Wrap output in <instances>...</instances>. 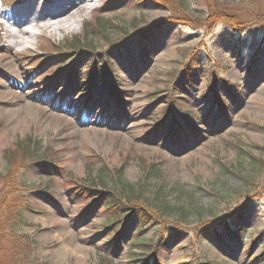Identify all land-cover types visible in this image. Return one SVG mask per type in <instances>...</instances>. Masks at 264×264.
<instances>
[{
    "label": "rangeland",
    "instance_id": "374dc122",
    "mask_svg": "<svg viewBox=\"0 0 264 264\" xmlns=\"http://www.w3.org/2000/svg\"><path fill=\"white\" fill-rule=\"evenodd\" d=\"M92 1L63 20L68 31L0 44V174L16 145L34 144L77 180L89 166L145 200L162 190L173 211L146 229L136 217L112 229L105 196L82 213L62 179H49L52 167L22 163L14 169L30 207L18 235L35 242L40 264H264V173L250 166L264 162V0H215L240 32L227 18L209 26L207 0ZM22 2L0 0V23ZM96 17L106 28L85 36ZM73 37L80 47L60 52ZM134 53L141 63L128 81L124 56Z\"/></svg>",
    "mask_w": 264,
    "mask_h": 264
},
{
    "label": "trees",
    "instance_id": "16d2710c",
    "mask_svg": "<svg viewBox=\"0 0 264 264\" xmlns=\"http://www.w3.org/2000/svg\"><path fill=\"white\" fill-rule=\"evenodd\" d=\"M169 1L170 4L173 3L171 0ZM176 1L181 6H184L186 4L185 0ZM216 7L219 8V5L217 4V2H215V0L212 2L207 0L208 15L210 16V19L208 21L209 26L212 25V19L224 20L225 18H227V21L225 22L231 24L234 31H241L244 29L242 28L244 24H239L240 21L235 13L233 18L222 17L221 12L215 11ZM183 12L184 10L181 8V13ZM258 18H262L261 20L264 21V15L258 16ZM102 21L103 20L99 19V17H96L93 24L85 26L83 30L84 35L86 36L88 34V30H104L106 28V25H104ZM177 21L181 22L182 20L177 19ZM133 29H136V27L134 26ZM80 44L81 40L77 37H73L68 40V42L66 41V43L60 48V50L73 51L78 49L80 47ZM50 50L56 51L55 46H51ZM21 143L23 145L27 144L24 142ZM14 151H17V159H14L16 154L15 156L9 154L6 157V160L10 165V167L8 168V175L1 176L0 174L1 180L3 179L1 181L2 187L0 188V251L4 254V259H2L0 264H40L33 255L35 242H33L26 235H18L19 226L23 223L20 216L21 211L29 209L30 207V205L25 202L24 190L21 189V187H23L22 185L24 184H22L20 180H18L19 169H14L17 166L21 167L23 165L22 163L27 164L36 162L47 164V167H52L50 169V173H55L57 175L55 179H62L61 183L66 187V190L72 196L79 198L80 202L85 201L87 206L89 204L94 205L98 197L103 198V196H105L106 203L101 206L100 211L103 210V213L106 214L105 216L107 219V226L113 225V229H115L116 226H120L125 219L128 221L129 218L136 217L138 223L141 225L139 227V230H141L146 229L150 226L149 224L151 222L152 216L160 217L162 221L164 220V216H166V219L167 217H171L173 211L172 208L163 205L162 200L160 201V199H158V195L162 190H158L159 194H157L155 197H150L148 200H145L142 197V194H137L131 186L124 188V191L115 184H112V187H108L107 182L104 180V168L96 173L95 170L88 168L89 166L87 168L84 167L87 175L86 177H83V180L81 181L77 180L74 176L72 177L70 173L64 174V169L60 163L62 162V160H59L56 155L55 156L57 160L52 156V154L48 155L46 154V152L39 153V150H37V148H34V144H27L25 145V147H23L22 145L18 147L16 145ZM12 157L13 160L11 161ZM26 157H28V161L23 162V159ZM18 161H20L19 164H17ZM250 166L253 168V170L264 173V162L260 158L251 157ZM156 167L157 166L155 165L150 166L152 174L157 175L158 169ZM119 173L121 174L122 170H119L117 174ZM93 174H95V176L91 178ZM49 179L54 180L53 177ZM163 202L165 203V201ZM111 209L115 210L111 211ZM168 210L172 211L168 212ZM165 222L166 221H163V223ZM172 226L177 227L179 225L173 224ZM151 246L148 245L149 253H153L154 251V247ZM105 259L107 261H110L107 258ZM99 264H106V262L99 261Z\"/></svg>",
    "mask_w": 264,
    "mask_h": 264
},
{
    "label": "bare ground",
    "instance_id": "6f19581e",
    "mask_svg": "<svg viewBox=\"0 0 264 264\" xmlns=\"http://www.w3.org/2000/svg\"><path fill=\"white\" fill-rule=\"evenodd\" d=\"M99 1L97 0L96 3ZM46 2H48V6L44 5ZM92 2V0H23L22 4L16 7L11 16L6 19L7 25L0 23V44L4 45V38L7 36L13 40H18L19 37L29 38L30 29L40 22H45L40 31L48 32L50 35L60 32L62 29L68 31L69 26L72 25V20L69 19L66 22L63 20L69 18L70 13L75 9L81 12L84 11L88 4ZM133 55L134 59L131 54L124 56L127 71L123 79L128 81L134 77V73L130 69L137 63H141L140 59L137 58V54L134 53ZM130 62L132 64H129ZM261 92H264V85Z\"/></svg>",
    "mask_w": 264,
    "mask_h": 264
}]
</instances>
